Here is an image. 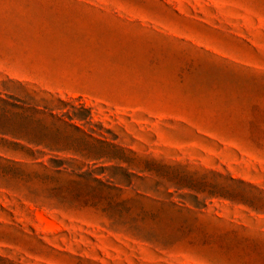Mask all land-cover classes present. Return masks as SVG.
Segmentation results:
<instances>
[{"label": "rangeland", "instance_id": "1", "mask_svg": "<svg viewBox=\"0 0 264 264\" xmlns=\"http://www.w3.org/2000/svg\"><path fill=\"white\" fill-rule=\"evenodd\" d=\"M13 113L0 264H264V0H0Z\"/></svg>", "mask_w": 264, "mask_h": 264}, {"label": "trees", "instance_id": "2", "mask_svg": "<svg viewBox=\"0 0 264 264\" xmlns=\"http://www.w3.org/2000/svg\"><path fill=\"white\" fill-rule=\"evenodd\" d=\"M10 104L12 107H18L16 103ZM74 116L75 117H72L70 119L79 118L77 115ZM19 120L20 119H18L14 115V113L12 115L4 116V121L0 132L1 134L10 136L12 138V140H8L5 137L1 138L8 150L14 152H21L26 157L32 159H38L39 157H43L49 152H59L65 150V147L59 146V144H61L62 142V137L60 135L52 136L51 132L49 131V128L45 124L39 123L33 119H29L27 124L28 129H26V126L22 124L23 121L19 122ZM75 127L78 128V126L76 125ZM20 141H24L26 144H22ZM41 146H43V148L47 149L49 152L47 153L42 149H37ZM98 154L99 151L91 152L90 156L95 157ZM106 156L110 159L121 160V158L118 155H114V153L113 155ZM39 163L43 164L44 162ZM49 163L55 173V176H53V178H57L58 175H61L67 170V167L65 166V161L57 156H51L49 158ZM43 167L46 166L44 165ZM55 191L58 194H61L62 188H55ZM76 196H78V194H76Z\"/></svg>", "mask_w": 264, "mask_h": 264}]
</instances>
